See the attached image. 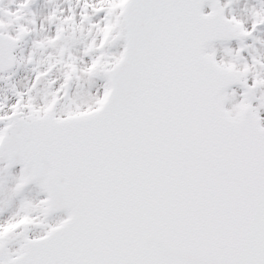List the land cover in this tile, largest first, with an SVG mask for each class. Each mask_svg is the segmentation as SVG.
Listing matches in <instances>:
<instances>
[{"label":"snow or ice","instance_id":"1","mask_svg":"<svg viewBox=\"0 0 264 264\" xmlns=\"http://www.w3.org/2000/svg\"><path fill=\"white\" fill-rule=\"evenodd\" d=\"M0 264H264V0H0Z\"/></svg>","mask_w":264,"mask_h":264}]
</instances>
